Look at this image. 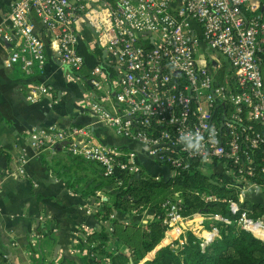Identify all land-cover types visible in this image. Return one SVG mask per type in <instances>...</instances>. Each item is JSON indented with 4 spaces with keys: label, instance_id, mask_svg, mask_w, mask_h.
<instances>
[{
    "label": "built area",
    "instance_id": "1",
    "mask_svg": "<svg viewBox=\"0 0 264 264\" xmlns=\"http://www.w3.org/2000/svg\"><path fill=\"white\" fill-rule=\"evenodd\" d=\"M261 5V0H11L0 22V36L8 42L5 63L35 76L44 72L48 48L73 70L84 63L82 41L105 52L88 76L69 71L67 76L96 94L101 89L92 101L95 117L127 142L141 144L159 170H147L127 143L96 140L81 125L32 127L30 147L39 152L57 144L100 164L106 176L117 168L137 175L144 167L167 178L194 163L212 180L235 187L236 199H227L231 207L262 195ZM78 19L89 37L80 33ZM30 92L36 100L47 85L34 84ZM19 161L23 175V154ZM201 195L219 198L211 191ZM180 201L173 194L161 203L174 247L186 242L190 227L201 244L209 241L218 223H233L264 243V221L246 209L234 218L200 210L182 214Z\"/></svg>",
    "mask_w": 264,
    "mask_h": 264
},
{
    "label": "crops",
    "instance_id": "2",
    "mask_svg": "<svg viewBox=\"0 0 264 264\" xmlns=\"http://www.w3.org/2000/svg\"><path fill=\"white\" fill-rule=\"evenodd\" d=\"M10 2L0 0V22ZM262 10L264 14L263 6ZM77 26L83 37H89L82 19L77 20ZM7 52L8 42L0 36V264H59L81 255L88 232L101 228L110 232L112 227L108 219L95 217L92 199L72 191L46 167L39 152L30 147L32 127L85 126L96 140L135 148L147 170L159 168L141 144L127 142L95 117L91 100L96 92L82 86L85 91L77 93L75 79L67 76V68L53 49L48 48L44 72L35 76H29L19 64L7 65ZM39 83L47 85V92L32 101L30 90ZM52 147L42 151L48 154L61 149L56 144ZM20 154L25 156L23 175L18 172ZM153 216L150 208L114 209L111 213L124 222L146 223ZM171 238L164 235L151 252ZM120 249L128 252L125 244Z\"/></svg>",
    "mask_w": 264,
    "mask_h": 264
},
{
    "label": "trees",
    "instance_id": "3",
    "mask_svg": "<svg viewBox=\"0 0 264 264\" xmlns=\"http://www.w3.org/2000/svg\"><path fill=\"white\" fill-rule=\"evenodd\" d=\"M261 4L264 8V0H261ZM80 51L84 63L74 73L86 77L102 53L98 48L89 49L83 41ZM260 67L264 89V50ZM39 154L51 173L68 188L84 198L92 199L95 217L108 219L112 227L110 232L104 228L88 232L86 244L81 248L85 252L76 259H66L59 264H264L262 240L233 223H218V234L203 244L199 236L187 230L184 244L177 247L173 246L175 241L161 244L145 257L167 233L168 227L162 222L161 208L166 198L173 194L179 195V211L182 214L200 210L219 212L234 218L239 210L246 209L253 217L264 221V185L261 188V200L245 198L239 201L238 207H231L227 199H236L235 187L212 180L194 163L180 170L179 174L167 178H156L144 167L138 170L137 175L117 168L112 175L106 176L100 164L66 148L48 154L41 149ZM108 186L113 190H109ZM206 191L215 192L219 198H203L201 193ZM132 208L138 211L150 208L154 216L146 223L124 222L111 217L114 209L130 211ZM122 244L128 247V252L120 249Z\"/></svg>",
    "mask_w": 264,
    "mask_h": 264
},
{
    "label": "rangeland",
    "instance_id": "4",
    "mask_svg": "<svg viewBox=\"0 0 264 264\" xmlns=\"http://www.w3.org/2000/svg\"><path fill=\"white\" fill-rule=\"evenodd\" d=\"M67 70L69 71V72H71V73H73V74H76V73H74V70L73 69H70V68H67ZM75 82V84H76V86H77V88L75 89V91L77 92V93H81V91L82 90H84L85 91V89L81 86V84L79 83V81H76V80H74ZM86 88L87 89H90L88 86H86ZM96 91H97V95L99 96V94L101 93V89H96ZM97 97V96H96ZM82 97H81V95L79 96V100L81 99ZM90 99V98H89ZM91 101H93V99L91 100ZM92 103V102H91ZM107 104H108V101H107ZM89 108H91V105H89L88 106ZM261 198H262V196L261 195H257V196H255V195H252V196H249L248 197V199H251V200H261ZM151 252V251H150ZM152 253V252H151ZM150 253H148V255H149Z\"/></svg>",
    "mask_w": 264,
    "mask_h": 264
},
{
    "label": "water",
    "instance_id": "5",
    "mask_svg": "<svg viewBox=\"0 0 264 264\" xmlns=\"http://www.w3.org/2000/svg\"><path fill=\"white\" fill-rule=\"evenodd\" d=\"M102 57L104 58L105 57V52L102 53ZM60 62V61H59ZM60 64H62L60 62ZM65 68H68L66 64H62ZM63 143H66V141L64 140ZM57 145V144H56ZM215 182V181H214Z\"/></svg>",
    "mask_w": 264,
    "mask_h": 264
}]
</instances>
